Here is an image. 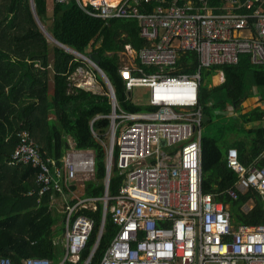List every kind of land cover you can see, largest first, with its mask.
Listing matches in <instances>:
<instances>
[{
    "label": "built area",
    "instance_id": "2783aa9c",
    "mask_svg": "<svg viewBox=\"0 0 264 264\" xmlns=\"http://www.w3.org/2000/svg\"><path fill=\"white\" fill-rule=\"evenodd\" d=\"M52 2L74 3L103 20L139 22L140 36L151 44L138 52L126 45L127 51L135 52V59L128 63L121 58L119 72L128 99L135 87H145L146 105L153 108L122 110L113 87L107 85L115 111L109 116L101 197L85 194L87 183L95 179L93 150L78 148L69 139L62 157L55 158L40 150L28 130L18 134L9 165L37 170L39 199L47 193L64 199V255L59 264L79 262L95 226L94 217L86 211L99 207L97 238L84 264H90L99 247L108 217L113 233L99 264H264V225L235 226L227 207L214 194L202 191L204 112L200 103L203 70L237 64L242 55H249L254 65H264V0H226L221 7L211 6L208 0L194 4L179 0ZM188 53L195 55L196 65L193 60L183 62ZM86 90L96 92L94 87ZM226 161L237 177L227 194L237 199L252 188L264 201V150L246 165L238 150L229 148ZM114 166L124 179L118 193L110 195ZM0 264L16 263L2 257ZM20 264L52 261L29 257Z\"/></svg>",
    "mask_w": 264,
    "mask_h": 264
},
{
    "label": "trees",
    "instance_id": "16d2710c",
    "mask_svg": "<svg viewBox=\"0 0 264 264\" xmlns=\"http://www.w3.org/2000/svg\"><path fill=\"white\" fill-rule=\"evenodd\" d=\"M184 2L194 4L197 0H179L181 4ZM208 2L213 7H221L226 0ZM34 3L39 20L54 40L85 56L93 52L99 54V67L109 79L120 109L129 112L153 109L128 99L125 81L119 72L120 54L126 50V45L138 52L151 44L140 36L136 19L95 18L74 3L53 4L52 0H34ZM58 43L38 25L31 0H0V258H10L16 264L29 257L49 258L52 264L57 259L52 236L56 219L50 206L51 193L39 199L35 168L24 164L9 165L21 131L28 130L40 150L55 158H61L69 147L67 136L78 148L93 150L95 179L87 183L85 194L101 197L105 192V144L112 114L108 86L97 72V81L102 86L100 92L73 84L71 76L84 66V61ZM182 60H193V64H197L191 53L184 55ZM203 71L208 77L217 71L223 72L224 81L213 86L211 92H223L235 107L246 97L248 77L251 86L264 87V65H254L249 55H242L237 64L213 66ZM220 102L217 100L214 106ZM200 103L204 114L209 116L203 86ZM260 119H264V110L244 114L246 122ZM246 133V140H233L225 151L219 146L218 139L202 135V191L214 194L215 200L227 207L235 226H259L264 225V201L259 193L250 188L237 199L227 194V189L234 186L237 179L227 166V150L236 148L240 161L246 165L264 150V126L247 129ZM123 179L124 175L114 166L109 182L110 195L118 193ZM31 190L36 192L29 195ZM245 206L251 207L245 209ZM86 213L94 217L95 226L76 264H84L89 257L101 221V207ZM112 233L113 226L108 217L90 264H99Z\"/></svg>",
    "mask_w": 264,
    "mask_h": 264
},
{
    "label": "rangeland",
    "instance_id": "374dc122",
    "mask_svg": "<svg viewBox=\"0 0 264 264\" xmlns=\"http://www.w3.org/2000/svg\"><path fill=\"white\" fill-rule=\"evenodd\" d=\"M50 8V7H49ZM49 37V36H48ZM51 39V38H50ZM77 57L84 61V66L79 67L75 73L71 76V82L80 88H92L94 91L99 92L102 90V86L97 81V74L100 72L95 69L91 63L81 56L75 54ZM124 62H131L135 59V52H129L125 50L120 54ZM216 74H220L217 71ZM202 86L204 91V103L209 107L210 115L208 116L211 121H207L202 126V135H209L219 140V146L225 151L229 143L236 139H245L247 137L246 130L250 128H258L264 126V119L258 121L246 122L244 120V114L253 110H264V87L251 86V78L247 79V94L241 105L235 107L234 104L228 100L223 92L214 93L211 92L213 86L217 85L211 77L206 75V71L202 73ZM95 80V81H94ZM94 82V84H93ZM96 87V88H95ZM131 101L137 105H146L148 103V89L145 87H135L130 97ZM221 101L218 105L214 106V102ZM207 115V114H206ZM53 114H50V119H53ZM67 141L71 139L66 137ZM59 198V197H58ZM53 203V202H52ZM55 204V203H54ZM53 204V206H54ZM62 205V203L60 202ZM55 207L63 209V205L55 204ZM56 221L53 226V240L55 252L61 253L62 246L64 245L63 226L59 215L54 216ZM62 257V256H61ZM60 257V259H61ZM238 264H244L240 261Z\"/></svg>",
    "mask_w": 264,
    "mask_h": 264
},
{
    "label": "water",
    "instance_id": "95a60500",
    "mask_svg": "<svg viewBox=\"0 0 264 264\" xmlns=\"http://www.w3.org/2000/svg\"><path fill=\"white\" fill-rule=\"evenodd\" d=\"M183 1H186V0H183ZM31 7H32V11H33V13H34V17H35V19H36L38 25L40 26V28L44 31V33H45L47 36H49V38H52V36L47 32V30L45 29V27L43 26V24L41 23V21L39 20L37 14H36L34 0H31ZM52 40L55 41L56 43H58V42H57L56 40H54L53 38H52ZM58 44H59L60 46H62L63 48H65L66 50L72 52L73 54H77V55L81 56L83 59H85V60H87V61H89V62L92 61V62L94 63V65H95V68L100 72L101 76H102L103 79L105 80L106 84H107L110 88H112V85H111L109 79L107 78L106 74H105V73L101 70V68L99 67L100 56H99V54H98L97 52H93V53H91L89 56H85V55L80 54V53H78V52H76V51H74V50H72V49H70V48H68V47H66V46H64V45H62V44H60V43H58ZM114 111H115V109H113V107H112V112H114ZM208 120H210V118L208 117V115L204 114V116H203V122L205 123V122H207ZM106 188H108V183H107V182H106ZM92 252H93V251H92Z\"/></svg>",
    "mask_w": 264,
    "mask_h": 264
},
{
    "label": "crops",
    "instance_id": "0c3cea01",
    "mask_svg": "<svg viewBox=\"0 0 264 264\" xmlns=\"http://www.w3.org/2000/svg\"><path fill=\"white\" fill-rule=\"evenodd\" d=\"M212 80L215 82V83H217V85H220L223 81H224V74H223V72L222 71H220V74H215V75H213L212 77ZM217 85H215V86H217ZM58 196V194H56V195H52L51 194V196H50V198H51V201H50V206H51V208H52V210H53V215L54 216H56V215H59V217H60V219H61V221H62V226H63V236H64V217H65V214H64V199L63 198H61V197H59ZM53 202V203H52ZM60 202L62 203V205H63V209L61 210V209H59L58 207H55V204H57V205H60V206H62L61 204H60ZM55 203V204H54ZM53 204H54V206H53ZM53 243H55L56 244V242L53 240ZM56 255H57V259L54 261V264H59L60 263V261H61V259H62V257H63V255H64V245L62 246V252L61 253H56ZM62 256V257H61ZM60 257H61V259H60Z\"/></svg>",
    "mask_w": 264,
    "mask_h": 264
},
{
    "label": "bare ground",
    "instance_id": "6f19581e",
    "mask_svg": "<svg viewBox=\"0 0 264 264\" xmlns=\"http://www.w3.org/2000/svg\"><path fill=\"white\" fill-rule=\"evenodd\" d=\"M52 39V38H51Z\"/></svg>",
    "mask_w": 264,
    "mask_h": 264
}]
</instances>
